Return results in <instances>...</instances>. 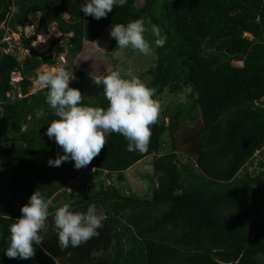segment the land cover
<instances>
[{"label": "trees", "instance_id": "obj_1", "mask_svg": "<svg viewBox=\"0 0 264 264\" xmlns=\"http://www.w3.org/2000/svg\"><path fill=\"white\" fill-rule=\"evenodd\" d=\"M84 3L0 0V48L7 49V34L30 24L32 13L39 25L69 35L55 57L32 49L36 33L21 36L29 51L22 61L0 49V264H264V0H127L99 20L81 12ZM141 17L167 37L156 48L146 34L155 59L141 77H149L153 99L189 90L188 100L150 126L147 153L128 152L129 141L111 133L87 167L77 170L71 160L49 166L64 153L45 135L58 119L46 102L48 89L29 93L35 70L54 67L65 54V69L76 77L69 87L82 94L86 75L73 61L84 43ZM14 73L21 77L15 84ZM89 81L93 94H82V105L106 109L103 89ZM146 157L149 196L103 182L116 174L120 183ZM37 189L55 206L40 233L43 244L35 245L33 258H8L9 226ZM64 203L73 212L93 204L103 209L99 236L61 249L54 212Z\"/></svg>", "mask_w": 264, "mask_h": 264}, {"label": "clouds", "instance_id": "obj_2", "mask_svg": "<svg viewBox=\"0 0 264 264\" xmlns=\"http://www.w3.org/2000/svg\"><path fill=\"white\" fill-rule=\"evenodd\" d=\"M126 3L127 0H85L81 12L99 20L111 13L114 7H122ZM147 31L149 29L141 17L127 25H111L109 35L117 47H130L144 56H151L155 49L145 38ZM150 31L155 37V47L162 48L167 37L161 35L157 25H151ZM75 79L73 71L55 67L41 74L37 80L39 86L48 89L46 102L58 117L47 127L45 135L49 139L54 138L64 153L50 159L48 165L59 167L62 162L71 160L77 170L87 167L105 148L107 136L111 133H118L129 141L128 152L147 153L152 135L150 126L158 122L161 112L160 103L153 99L156 90L139 77L124 79L119 71H111L98 77L108 101L105 109L83 106L84 96L78 89L69 87ZM50 207L55 206L39 189L32 193L28 203L20 209V218L9 226L10 245L5 251L8 258L27 260L34 257L35 245L43 244L44 237L40 233L47 232ZM106 219L104 210L94 204L86 212H73L69 203L55 208L54 225L59 230L60 248L78 247L98 237L97 230L103 227Z\"/></svg>", "mask_w": 264, "mask_h": 264}, {"label": "rangeland", "instance_id": "obj_3", "mask_svg": "<svg viewBox=\"0 0 264 264\" xmlns=\"http://www.w3.org/2000/svg\"><path fill=\"white\" fill-rule=\"evenodd\" d=\"M54 4H58L59 0H51ZM30 24L27 25L23 30L19 29L16 33L7 34L2 41L7 43V49L0 48L2 51L11 53L17 57L19 61H22L28 54L29 51L22 47L21 36L29 37L36 33V40L31 44L32 49L42 56L51 55L55 57L58 53L59 47H66L68 44V36L61 37V34L56 30L53 24L39 25V15L30 14ZM147 27V26H146ZM149 30L150 28L147 27ZM145 33V38L148 37ZM95 43H84L83 50L80 55L73 61L75 70H79L85 73V81L82 85V94L88 95L87 93L93 94L92 86L89 79H93L97 83L100 89H103L102 82L98 77L107 75L111 71H119L121 77L124 79H131L133 76L139 77L143 82L147 83L149 77H141V74L148 68L154 66L155 52L151 56H144L139 52L129 48L121 49L119 47L113 48L115 40L106 32L102 35ZM98 46V47H97ZM154 48V47H153ZM69 63L65 58V54H59L56 65L54 67H48L46 65L40 66L35 70V75L32 79V86L29 93L37 91L42 86L37 84L39 76L47 71H50L55 67L65 68ZM234 65H241V63H235ZM21 77L18 73H14L11 76V82L15 84L20 81ZM189 90H185L181 94L172 95L163 93L156 100L161 105V112L165 111L168 107H174L177 104L185 103L188 100ZM14 94H11V99H14ZM19 97V95H18ZM166 121V119H165ZM164 141L168 142L169 139L166 134ZM166 151V149H165ZM151 157H146L140 162L133 165L127 171L123 173L125 179L120 183H117V175H111L109 180L103 181L105 184H115L121 191L123 190L126 194H135L139 197L149 196V184L152 176L151 168Z\"/></svg>", "mask_w": 264, "mask_h": 264}]
</instances>
